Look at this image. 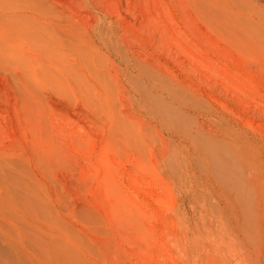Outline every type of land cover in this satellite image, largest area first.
Masks as SVG:
<instances>
[{"label": "rangeland", "instance_id": "obj_1", "mask_svg": "<svg viewBox=\"0 0 264 264\" xmlns=\"http://www.w3.org/2000/svg\"><path fill=\"white\" fill-rule=\"evenodd\" d=\"M44 1L72 37L65 97L36 83V91L25 86L32 93L15 86L13 96L2 86L13 71L0 57V150L33 183L35 202L73 244L94 250L91 264L264 261V251L233 242L222 214L201 202L198 167L171 168L182 145L141 91L150 85L141 67L192 91L216 119L200 118L206 134L232 124L264 161V0ZM97 25L113 34L109 50Z\"/></svg>", "mask_w": 264, "mask_h": 264}, {"label": "bare ground", "instance_id": "obj_2", "mask_svg": "<svg viewBox=\"0 0 264 264\" xmlns=\"http://www.w3.org/2000/svg\"><path fill=\"white\" fill-rule=\"evenodd\" d=\"M237 16L231 14L229 19L238 23ZM64 21L44 0H0V57L6 59L10 71H13L9 79L3 78L4 90H11L15 96L18 92L15 86L23 88L30 84L32 87L36 83L41 89L65 97L66 50L68 39L72 37H68ZM98 27L96 39L109 50L113 34L110 35L107 26ZM141 70L150 82V85L142 86L141 91L149 103L151 116L156 115L160 126L171 130V138L180 143V148L182 145L181 154L176 152L170 159L171 168L179 173L185 169L187 173L190 167L197 166L198 170L193 173L197 172L201 180L204 193L201 202H207L222 214L220 227L233 242L241 248L251 246L260 257L264 251V161L251 154L250 145L232 124L220 126L219 122L218 127L214 125L212 133L204 132L201 119L208 123L216 120L209 114L210 107L205 105L207 101L204 103L201 97L182 86L166 83L160 74L159 77L157 73H151L152 70L144 67ZM20 171L13 154L0 150V264L89 263L92 257L89 259L87 254L92 256L94 250L90 251L89 246L84 245L85 241L73 244L76 241L67 235L44 206L36 203L35 186Z\"/></svg>", "mask_w": 264, "mask_h": 264}]
</instances>
